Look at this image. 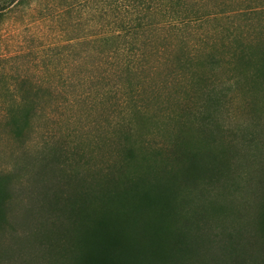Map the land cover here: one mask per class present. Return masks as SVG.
<instances>
[{"label":"rangeland","instance_id":"rangeland-1","mask_svg":"<svg viewBox=\"0 0 264 264\" xmlns=\"http://www.w3.org/2000/svg\"><path fill=\"white\" fill-rule=\"evenodd\" d=\"M259 1L205 0L203 7L213 13L205 23L147 33L149 39L139 46L144 55L129 66L126 59L97 58L106 46L93 42L94 34L108 26L89 4H78L64 23L68 37L84 33L89 39L70 53L45 49L59 32L40 19L45 0L5 21L0 29V178L7 179L9 198L0 224V264L37 254L52 194L71 185L69 174L78 166L86 165L91 174L117 165L128 124L138 154L170 155L171 141L180 133L201 144L198 128L206 122L198 118V103L209 91L223 96L207 125L213 132L211 149L222 158L232 154L238 187L243 172L252 183L264 174V10H252ZM21 85L39 89L38 110L18 140L7 116L20 105L15 92ZM130 85L139 86V93L132 94ZM238 187L227 197L234 203L243 196ZM237 224L230 215L217 225Z\"/></svg>","mask_w":264,"mask_h":264},{"label":"trees","instance_id":"trees-1","mask_svg":"<svg viewBox=\"0 0 264 264\" xmlns=\"http://www.w3.org/2000/svg\"><path fill=\"white\" fill-rule=\"evenodd\" d=\"M41 1L0 0V29L17 10L31 11ZM45 1L40 19L59 31L46 45L47 51L70 53L88 45L84 33L68 37L64 27L76 6L85 3L94 12H101V20L108 26L103 34H94L93 42L102 41L106 46L97 58L126 59L128 66L144 55L140 43L154 31L202 24L213 16L203 7L205 0H194L191 5L186 0ZM104 6L111 9L110 14L103 13ZM252 6V10L263 11L264 0ZM128 88L132 94L139 93V86ZM36 90L21 85L15 92L20 105L7 116L15 139L25 136L38 110ZM222 97L215 91L203 94L198 118L206 123L198 130L204 140L193 145L180 133L171 141L170 155L163 151L138 154L130 144L128 124L117 165L97 168L91 174L81 165L69 174L71 185L53 193L48 202L44 243L37 254L17 264H264V174L252 183L243 172L238 187V175L230 165L232 154L222 158L210 147L213 132L207 125ZM7 187V179L1 177L2 225L9 198ZM237 187L243 196L234 203L227 197ZM230 215L236 226L217 225Z\"/></svg>","mask_w":264,"mask_h":264}]
</instances>
